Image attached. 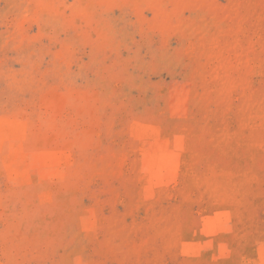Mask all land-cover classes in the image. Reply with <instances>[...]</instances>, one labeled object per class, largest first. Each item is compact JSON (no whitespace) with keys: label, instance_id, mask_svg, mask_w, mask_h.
<instances>
[{"label":"rangeland","instance_id":"obj_1","mask_svg":"<svg viewBox=\"0 0 264 264\" xmlns=\"http://www.w3.org/2000/svg\"><path fill=\"white\" fill-rule=\"evenodd\" d=\"M0 264H264V0H0Z\"/></svg>","mask_w":264,"mask_h":264},{"label":"bare ground","instance_id":"obj_2","mask_svg":"<svg viewBox=\"0 0 264 264\" xmlns=\"http://www.w3.org/2000/svg\"><path fill=\"white\" fill-rule=\"evenodd\" d=\"M0 135H2V133H1V132H0ZM2 139H3V138H0V143H2Z\"/></svg>","mask_w":264,"mask_h":264}]
</instances>
